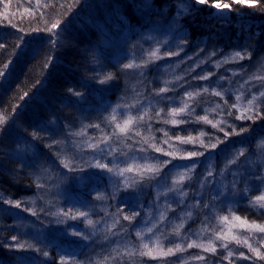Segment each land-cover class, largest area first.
<instances>
[{
  "label": "trees",
  "instance_id": "obj_1",
  "mask_svg": "<svg viewBox=\"0 0 264 264\" xmlns=\"http://www.w3.org/2000/svg\"><path fill=\"white\" fill-rule=\"evenodd\" d=\"M236 1L219 0L227 19L206 10L212 0L185 14L180 0H0V264H127L137 252L83 258L84 241L66 235L107 205L100 219L116 214L117 230L142 223L154 179L124 175L125 153L173 146L176 162L195 165H169L189 206L198 193V210L211 195L223 202L224 188L231 213L254 228L211 264H264V0ZM243 49L250 58L235 56ZM20 243L31 247H11Z\"/></svg>",
  "mask_w": 264,
  "mask_h": 264
},
{
  "label": "rangeland",
  "instance_id": "obj_2",
  "mask_svg": "<svg viewBox=\"0 0 264 264\" xmlns=\"http://www.w3.org/2000/svg\"><path fill=\"white\" fill-rule=\"evenodd\" d=\"M39 1L42 3L46 0ZM228 2L238 1L228 0ZM180 5H183L185 11H187V9L192 8H203L206 4L198 5L195 4L194 0H182ZM206 10L211 11L210 15L212 17L227 19H229L231 12V9L217 10L213 7H208ZM221 11L224 15H221ZM150 57L155 61L158 54H153ZM135 71L141 76L147 73L142 71L140 67H137ZM153 82L155 80L148 78V83L152 87L155 86ZM164 94L165 92H161L158 96L162 97ZM182 111L186 113L188 110L182 108ZM124 114L127 116L122 111L121 115ZM206 121L207 119L203 120V123ZM219 123L220 121L217 124ZM172 125L177 124L172 122ZM162 141H164V138H162ZM86 142L82 141L79 144L81 147L89 146ZM184 143L197 146L201 142L199 139L198 142L188 140ZM152 148H154V145L151 146ZM180 150V147L173 146V150L163 149L162 151L154 148L152 151L145 149L138 153H125L127 156L125 155L123 161L127 167L122 172L124 175L131 172L133 179L134 177L154 179L151 184L152 200L147 204L145 219L139 225L131 226L127 231L123 229L119 231L116 229L117 224H120V222H117L116 214H111L107 220L100 219L103 213L108 215L110 209L108 205L107 209L102 207L98 209L101 215L98 213L93 216L95 222L89 224L88 221L91 217L87 216L89 220L84 217L82 230H79L81 226H78L79 229L70 228L71 232L66 235V238L76 245L79 241H84L85 246L82 247L85 250L83 258L99 247L101 248L100 251L104 250V254L109 253L115 256L116 259L129 255L133 256L137 252L133 256L134 258L128 260L127 264H211L212 257L218 252H231L236 243L235 241L243 237V234H241L243 231L248 233L254 231L253 227L242 222L231 213L232 202L231 199H228L230 195L225 192L224 188L222 193L227 195L226 200L220 203L219 199L213 198L211 195L210 202H206L205 208L202 206L199 210L198 207L203 194H197L196 188L193 192L195 196L197 194L195 200H198V206H195V210L189 206L188 198H186L188 194L186 195V189L183 186L184 176L180 172L173 173L172 167H169V165L182 166L192 163L190 159L175 161V152ZM206 172H209V170L207 169ZM205 180L208 183L210 181L208 176H205L203 182ZM167 182L170 183V187ZM215 183L216 181L212 180L211 185L209 184L210 187L213 188ZM196 186L199 188L198 181ZM213 189L221 192V188L216 187ZM55 218L59 221L69 219L71 224L79 223L81 220L78 216L71 218L58 216V218ZM62 223V221L59 222V225ZM73 227H77V224ZM39 233H35V235L37 236ZM84 236L87 239H83ZM124 236H128L132 240L131 244L135 243V246H130L124 242L122 239ZM108 243H111V248L107 252ZM76 262L73 260L72 264H76Z\"/></svg>",
  "mask_w": 264,
  "mask_h": 264
},
{
  "label": "snow or ice",
  "instance_id": "obj_3",
  "mask_svg": "<svg viewBox=\"0 0 264 264\" xmlns=\"http://www.w3.org/2000/svg\"><path fill=\"white\" fill-rule=\"evenodd\" d=\"M194 2H195V4H198V5L209 4V0H194ZM240 2H241V3H244V0H240ZM180 7L183 8V5H180ZM211 7L215 8V9H217V10H223V9H229V10H230V7H231V6H230L228 3H221V2H219V0H212V2H211ZM221 15H224V13H223L222 11H221ZM59 26H60V24H59V21H58L57 23H55V24L52 25V28H58ZM53 35H54V37H56L58 34H53ZM184 39H185V41H186V38H184ZM47 44H48V45H51V46H55V45L57 44V39H56V38H50V39L47 41ZM0 47H3V43H2V42H0ZM242 51H243L244 55L241 54ZM235 56H236V57H239L240 59H243L245 56H248V58H250V53H249L246 49H243V50H241V51H236V52H235ZM52 59H53V57H52V55H51V50H50V53H49V55L47 56V60H48V62L50 63ZM125 67H126V68H127V67H131V65L126 64ZM0 76H4V72H3V71H0ZM99 83L104 84L105 81H104L103 79H101V80H99ZM69 91L71 92V91H73V90L70 89ZM74 94H75L76 96H78V97L81 96V92L78 91V90L75 91ZM25 95H27V93H25ZM217 95H220V93H217ZM175 111H176V109L173 108V113H175ZM248 119H253V117L249 116ZM225 135H228V133H225ZM33 136H35V130H34V132H33ZM211 147H212V148H215L216 145H215V144H212ZM196 154H197V153H195V152H189V155H196ZM201 154H202V153H201ZM242 154H243V153H241V155H242ZM99 159H100V157L97 158V161H98V162H97V164H96V168H98V169H107L109 172H111L112 169L108 167V164H107V163H104V164L99 163ZM181 167L192 168V167H195V165H182ZM81 171H82V169H81ZM80 179H81V180H87V179H88V176H87V175L81 176ZM258 199H260V200H264V196H260V197H258ZM8 203H11V201H8ZM15 207H16V208H20V207H21L20 203L17 202V203L15 204ZM25 210H26V209H25ZM124 218H125V219H128L127 216H125ZM88 223L91 224L92 221L89 220ZM261 231H264V228H262ZM74 234H75V235H80L79 233H74ZM82 238H83V239H87L86 236H84V237H82ZM16 239H17L16 236H13V237H12V240H13V241H15ZM189 246H191V245H189ZM11 247H17V248H20V249H24V248H26V247H31V245H26V244H24V243H20V244H18V245H11ZM44 255H47V253H44Z\"/></svg>",
  "mask_w": 264,
  "mask_h": 264
}]
</instances>
